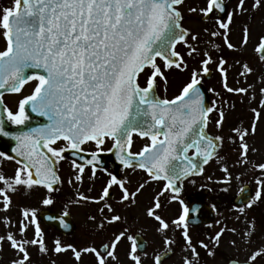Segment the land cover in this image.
I'll use <instances>...</instances> for the list:
<instances>
[{
    "label": "snow or ice",
    "instance_id": "obj_1",
    "mask_svg": "<svg viewBox=\"0 0 264 264\" xmlns=\"http://www.w3.org/2000/svg\"><path fill=\"white\" fill-rule=\"evenodd\" d=\"M262 9L264 0H235L231 10L225 0H199L195 6L187 0H13L0 10V137L16 142L13 154L0 151V224L5 230L0 234V251L4 245L12 250L10 264H34L33 248L44 255L71 251L76 264H84L85 255L92 257V264H145L144 229L132 232L123 214L133 207L141 209L148 227L162 241L163 250L149 257L151 264H165L178 245L188 253L183 264H207L199 249L215 259L226 233L239 236L230 244L247 251L242 261L228 258L227 264H264V241L253 239L257 225L246 211L264 203V160L252 158L259 149L249 143L258 133V122L264 120V71L260 100L250 108L251 123L244 126L239 121L227 134L224 124L235 104L214 87L206 91L217 99L208 104L202 90V81L214 66L225 92L240 96L241 102L248 97L249 104L256 99V85L247 83L257 71L252 63L236 59L230 65L221 53L225 47L239 52L252 42L251 27L245 24L238 44L233 43L231 25L236 15L254 19ZM185 12L199 16L201 23H213L200 30L186 26ZM252 50L253 59L264 67V33L257 36ZM235 66L236 83L243 80L246 87L230 85L229 70ZM173 72L188 75L169 98ZM31 81L36 83L29 94L21 95L13 111L5 103V91L22 94ZM30 113L48 122L32 127ZM213 123L215 133L209 131ZM136 138L145 141L138 150ZM105 153H112L128 173L109 171L101 163ZM69 156L72 176L67 183L75 194L63 203L59 216L48 219L68 228L64 217L70 215L69 205L91 207L88 219L93 234L101 238L80 248L54 238L49 249L38 206H56L58 185L64 183L61 162ZM4 161L17 165L10 176L3 171ZM210 163L223 173L215 183L228 186L239 180L241 175L234 176L233 168L240 167L252 174L256 189L233 218L244 224L243 229L217 220V231L194 240L190 211L196 209H190L182 193L185 183L195 184L192 178L203 176ZM101 172L108 179L97 190ZM138 172L142 179L132 187L131 176ZM86 177L90 185L84 192ZM206 179L212 181L213 176ZM93 191L95 195L90 194ZM16 197L35 200L36 205H18ZM174 204L179 210L170 216ZM14 207H19L15 224L8 215ZM212 208L217 210L215 204Z\"/></svg>",
    "mask_w": 264,
    "mask_h": 264
},
{
    "label": "flooded vegetation",
    "instance_id": "obj_2",
    "mask_svg": "<svg viewBox=\"0 0 264 264\" xmlns=\"http://www.w3.org/2000/svg\"><path fill=\"white\" fill-rule=\"evenodd\" d=\"M9 0H0V10L5 7H8L6 3ZM188 4L195 6L199 0H187ZM228 9L231 10L235 0H225ZM251 3V0H249ZM186 16V26L192 27L194 29L200 30L204 27H209L213 22L209 21L208 23H201L200 17L195 15H190L185 12ZM248 24L252 30V37L257 38V36L261 33H264V26H258V24H264V9L254 13V19L250 18L249 15H236L234 24L231 25L232 33L231 38L232 42L236 39L237 32L239 33L238 28L242 29L239 26H244ZM202 38L204 34L201 32ZM217 43L222 44V40H217ZM3 47V42L0 40V48ZM178 48L183 52L184 49L178 45ZM228 50V49H227ZM228 51H226L227 54ZM224 55V52L221 53ZM187 73H179L173 72L169 74V86L167 96L171 98L175 94H177L180 85L187 79ZM218 79V82H213L214 79ZM36 82L31 81L27 84L22 91V94H15L11 92H5V103L11 108L13 111L16 109V103L21 98V95H27L30 93L32 87ZM231 85V83H230ZM202 90L205 91V101L210 104L213 99H217L213 96L212 93L207 92L208 88L214 87L216 91L220 92L224 99L231 101L235 104V106H239L236 103L241 102V98L235 94H229L225 92L220 83V74L214 69L212 73L205 77L202 81ZM221 88V90H220ZM159 94L161 96L164 95L163 87L159 89ZM238 97V98H237ZM243 101L249 102L248 99H243ZM27 110V109H26ZM232 110H229L228 113L229 120L224 124V133L229 132V129L236 125L239 121H243L245 124V116L242 113L235 112L231 114ZM32 122L31 126L36 127L42 124L47 123V119L45 117H39L34 113H30ZM216 113H213L211 119L216 118ZM259 123V122H258ZM214 123L210 125L209 131L211 133H215L216 129L213 127ZM245 126V125H244ZM10 130H16V126L9 124ZM15 141L10 140L9 138L0 137V151H5L9 154L11 153V148L15 147ZM145 143V141L136 138V149L138 150ZM107 146H110V142ZM67 155V154H66ZM70 159L61 162L60 166V175L62 176L64 183L62 185H58L60 191L56 194V206L55 207H44L38 206L39 212V223L43 231L46 233L47 243L49 249L53 247L52 241L54 238H59L65 244H73L78 248L83 247L85 245L90 244L93 241L98 242L101 237L93 234V224L88 219V215L91 212V207H81L76 205H69L70 215L68 217H64L65 223L68 224V228H64L60 225L58 220H49V216H59L63 210V203L67 202V199L73 197L75 194V188L70 186L67 183V180L72 176V170L70 166ZM101 163L107 167V169L113 173H116L120 176H124L128 173L127 169L121 170L122 166L119 164V161L116 160L115 156L112 153H105L101 156ZM17 165L13 161H4L3 162V171L7 175H12L14 169ZM205 174L199 177H193L196 181L195 184L185 183L183 190V197L185 198L186 203L189 205L190 209L195 208L196 211H190V227L191 233L193 235L194 240L203 238L205 235H210L214 231H217L220 227L216 222L217 220L223 221L228 227H237L238 229H243L244 224L240 222H235L234 217L238 214L236 209L242 207L244 203H246L247 199L254 195L256 185L253 181V177H242V180H233L232 183L228 186L223 184L215 183L217 179L220 178V171L218 166L215 163H210L205 166ZM233 172L237 174L236 169L233 168ZM100 179L95 182V188L98 190L100 186L108 179V177L104 173H98ZM208 175L213 176L212 181H208L206 177ZM142 173H136L131 176L132 187H135L138 181L142 179ZM90 182L85 178V183L81 186V191L87 192V188L89 187ZM224 187H228L229 190L227 192L223 191ZM241 189L244 191L242 192ZM151 189L145 192V195L141 197V204L146 202V197L148 196ZM91 195H95L96 192L93 191L90 193ZM16 202L18 205L24 203H31L36 205L35 200H29L27 198H19L16 197ZM217 206V210H213L212 205ZM179 210V205H172L169 210V215L174 216ZM248 213V219L255 218V222L257 225V231L254 236V240L260 241L264 240V203L258 202L251 209L246 210ZM123 214L128 218V223L132 225V232H140L141 228L144 229L141 232V236L144 241L147 242V251L148 257H145V264H151L149 257L153 256L157 251H162V241L160 238L154 233V231L148 227V222L145 221L143 216L141 215V209L138 208H130L124 210ZM8 215L12 218L13 224H15L16 220L19 218V207L12 208L11 212ZM243 219V218H242ZM4 227L0 224V234L4 233ZM32 233L29 231L28 236L31 237ZM177 238L180 240V245L183 244V238L179 236L177 233ZM235 238L239 241L240 237H232L231 233H226L223 237L220 248L217 250V257L214 259L212 257L205 256V250L199 249L200 255L202 258L207 260V264H227L228 258H232L233 261L235 259L243 260L245 255L247 254L246 248L241 246L239 251L234 248L230 244V239ZM255 246V245H254ZM123 251L124 247L121 246V257L123 259ZM188 255L187 252L183 251L181 246L175 247V254L171 255L170 258L165 259V264H183L182 257ZM13 258L12 250L4 245L2 251H0V264H10V261ZM32 258L34 264H52V261H55L56 264H76V261L72 258L71 251L63 254H55L49 252L47 255L38 254L36 249H32ZM84 264H92V257L85 255ZM203 264V261H202Z\"/></svg>",
    "mask_w": 264,
    "mask_h": 264
},
{
    "label": "rangeland",
    "instance_id": "obj_3",
    "mask_svg": "<svg viewBox=\"0 0 264 264\" xmlns=\"http://www.w3.org/2000/svg\"><path fill=\"white\" fill-rule=\"evenodd\" d=\"M7 2L8 3H6V4L9 7V6L12 5L13 0H9ZM258 26H264V24L263 25L258 24ZM239 27L241 29L243 28V26H239ZM238 30H239V33L237 32L236 39L233 41V43H237V44H238L239 39L241 37V33H240L241 30L239 28H238ZM255 43H256V38L252 37V42L245 49H242L239 52H231V51L227 50L226 47L223 50V52L226 55V59L228 60V62H229L230 65H233L234 64V61L236 59H247V60H249L252 63V66L257 70L255 75L249 76L247 78V83L248 84H255L256 85V94H255L256 95V99L251 104H249V102H247V101H243V102L236 103L239 106H235V109L231 111V114H233V113H235V112L238 111L237 114L242 113V115L245 116V124H244L245 126H247L248 124L251 123L252 113L250 111V108L251 107H256L258 105L259 100H260V96H259L260 72L261 71H264V67H262L261 65H259L253 59V57L256 55L253 52V50H252L253 49V45ZM226 51H228L227 54H226ZM214 69H215V67L213 66V70ZM238 70H239L238 69V66H235V67L230 68V70H229V83H231V86L232 87H246L247 84H245L243 82V80H241V83L240 84H237L236 83ZM213 82H216V83L218 82L217 77H216V79L213 80ZM220 90H221V88H220ZM238 97L240 98V96H238ZM244 99H248V97H244ZM228 113L230 114V112H228ZM228 118H229V116H228ZM228 118H227V121L229 120ZM213 127L215 128V125H213ZM227 133H225V134H227ZM249 143L254 144L259 149V152L253 154V157L252 158L254 160H257V161L264 160V120L259 121V130H258V133H257V135L254 138H252V139L249 140ZM225 151H228V148L227 147L225 148ZM234 169H236V172H237L238 175H241V178L242 177H244V178L245 177L246 178L247 177H252V174L251 173H246L244 171V169H242L240 167H236ZM222 175H223V173L220 172V178L222 177ZM233 175L235 176L236 174L233 172ZM241 178L239 180H242ZM233 180H236V179H233ZM260 241H264V240L261 239ZM216 264H221V263L218 262Z\"/></svg>",
    "mask_w": 264,
    "mask_h": 264
},
{
    "label": "water",
    "instance_id": "obj_4",
    "mask_svg": "<svg viewBox=\"0 0 264 264\" xmlns=\"http://www.w3.org/2000/svg\"><path fill=\"white\" fill-rule=\"evenodd\" d=\"M6 92V91H5Z\"/></svg>",
    "mask_w": 264,
    "mask_h": 264
}]
</instances>
